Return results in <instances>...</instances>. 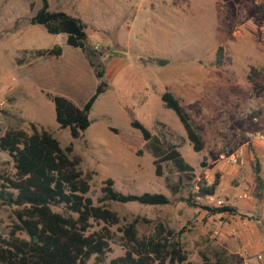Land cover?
<instances>
[{
	"label": "rangeland",
	"instance_id": "rangeland-1",
	"mask_svg": "<svg viewBox=\"0 0 264 264\" xmlns=\"http://www.w3.org/2000/svg\"><path fill=\"white\" fill-rule=\"evenodd\" d=\"M163 3L47 0L48 9L80 19L88 43L98 44L99 51L108 49V57L100 56L104 68L112 51L117 50L118 55L122 50L115 46L127 43L132 59L137 41H156L166 47L172 63L187 66V74L206 77L193 96L194 102L180 104L202 138L200 151L191 148L174 112L162 105L159 93L163 85L151 77L149 63L144 66L130 58L114 73L104 70L106 87L93 102L89 126L79 137L72 139L68 128H59L52 101L45 93L64 96L80 106L93 92L97 79L79 48L58 42L56 34L47 32L42 24L30 22L40 0H0V134L10 127L29 133L32 123L47 130L60 146L71 142L70 155L80 158L79 168L93 171L86 195L94 203L106 177L113 180L116 191L158 192L169 198L168 203L158 205L109 202L107 206L116 212L118 222L109 227L111 238L98 264H108L123 254L120 229L135 216L147 219H139L135 225L139 237L161 228L160 236L167 244L177 241L191 264H244L245 258L257 252L263 254L260 264H264V186L256 179V159H252L247 175L235 171L244 162L240 166L223 164L219 158L239 146L252 152L246 133L258 122L252 123L248 112L264 108L263 102L254 106L253 101L256 94L264 96V91L255 90L245 74L252 63L264 61V44L245 35L253 28L262 32L264 0H187L183 5L172 3L170 9L167 0ZM235 3L240 6L238 13ZM54 45L60 48L57 56L33 54L36 49ZM217 46H221L218 55L222 53V62L212 69L206 62H213L209 59L214 58ZM154 62L159 64L158 59ZM28 63L32 64L25 69ZM258 67L260 74L252 79L261 86L264 65ZM131 117L157 136L159 147H174L192 170L177 171L166 160L160 163L161 174L155 175L151 144L129 125ZM106 126L115 127L117 133ZM12 173L10 157L0 150V175ZM215 173L218 177L213 194H203L201 188L212 182ZM244 190L248 198L238 199ZM194 203L227 204L234 207L235 214H210ZM12 209L0 202L2 235L13 221ZM52 209L60 211L58 207ZM100 226L91 221L89 230ZM92 261L93 257L88 263Z\"/></svg>",
	"mask_w": 264,
	"mask_h": 264
},
{
	"label": "trees",
	"instance_id": "trees-1",
	"mask_svg": "<svg viewBox=\"0 0 264 264\" xmlns=\"http://www.w3.org/2000/svg\"><path fill=\"white\" fill-rule=\"evenodd\" d=\"M30 22L42 24L47 32L56 34L58 42L79 48L97 79L93 92L80 106L64 96L45 93L52 101L58 127L68 128L70 137L75 139L89 125L88 112L106 87L101 52L88 43L84 24L79 18L62 10L48 9L47 0H40V6ZM220 51L221 46H217V57ZM59 53L58 45L33 51L34 56H57ZM158 62L163 64L164 60L158 59ZM217 63H220L218 58ZM259 70L250 66L246 79L256 86L255 90L264 91V85L259 86L252 79L253 75L260 74ZM159 98L162 105L176 115L191 148L200 151L203 147L202 138L178 99L167 90L162 91ZM129 125L140 132L145 143L151 144L155 175L161 174L160 163L166 160L177 171L192 170V166L183 160L174 147H159L157 136L151 134L137 119L131 117ZM29 126V133L18 127H10L0 134V150L7 153L13 167L11 175H0V202L13 207V221L9 230L5 235L0 234V264H98L102 262L111 238L109 227L118 222L116 212L107 206L109 202L148 205L169 202L163 193L116 191L113 180L106 177L102 180L100 195L94 203L86 195L93 171L83 172L79 168L80 158L70 155L72 143L60 146L47 130L37 129L32 123ZM109 130L117 133L114 127H109ZM201 164L204 165L203 162ZM217 177L215 173L212 182L201 188L203 194H213ZM194 205L210 214H235L234 207L227 204ZM52 207H58L60 211ZM139 219L147 221L144 217L135 216L120 229L123 254L110 259L108 264H191L177 241L167 244L166 239L160 236L161 228L139 237L135 226ZM91 221L101 223V226L89 230ZM91 257L93 261L88 263Z\"/></svg>",
	"mask_w": 264,
	"mask_h": 264
},
{
	"label": "crops",
	"instance_id": "crops-1",
	"mask_svg": "<svg viewBox=\"0 0 264 264\" xmlns=\"http://www.w3.org/2000/svg\"><path fill=\"white\" fill-rule=\"evenodd\" d=\"M186 1L187 0H167L168 4L166 3L165 4H166V7L170 9L172 7V3L175 2L176 4L183 5L186 3ZM223 1L224 0H220V3H223ZM159 5H164L163 0H159ZM239 7H240L239 4L235 3L236 13H238L237 9L239 10ZM263 32H264V27L262 28V32H258L255 28H253V30H251L249 34H246L245 36L250 37L251 39L258 40V42H262L260 44H264V33ZM115 47L117 49L119 48L122 50L118 52V55H116L117 50L112 51V58L105 64V68H106V69L104 68L105 72H109V71L113 73L116 72L119 68L123 66L127 58L128 59L130 58L129 56L130 49H129V46H127V43L124 46H118V47L115 46ZM221 55L217 57L216 51H215L214 58L209 59V60H212L213 62L212 63L206 62L207 65L210 66L212 69H215L216 67H218L217 65H220L222 62ZM118 56L119 58H117ZM217 58L220 60V63H217ZM156 59H163V60H166V62H164L163 64H160V63L156 64L154 62ZM131 60H135L137 62L143 63L144 66H146V63H149L150 65L148 64L149 66L147 65V67L150 69L152 68L151 77L152 78L155 77V79L157 80V83L160 81L161 85H163V89L169 91L174 97H176L178 101L180 102V104L193 103L194 102L193 96L195 95V93H198L200 89L199 85H201V83H203V81L207 79L206 77H203V76H199L198 78L197 76L191 75V73L187 74L186 72L187 66L184 64H179L177 62L172 63L170 53H167L166 47L161 46L156 41L154 43L153 42L146 43L144 41H137L135 43V48L133 49V57ZM33 61L34 60H32V62ZM31 64L32 63H28L27 65H25V69H28L31 66ZM263 65H264V61H260V62L255 61L250 66L258 67V66H263ZM246 75H247V72L245 74V77ZM254 98H256L253 100L255 103L254 106L264 103V96H259L258 94H256ZM96 99L94 101H96ZM251 106L253 105H250V107ZM129 120L130 119L128 118V122ZM106 127L109 130V127H113V126H106ZM87 145H89L88 142H87ZM251 146H252V152L251 150H248L246 147L245 148L241 147L243 151V156H244V164H243V167L241 166V168L236 167L235 171L237 172V174H239L240 172L241 173L243 172V174L246 173L247 175H249V172L251 170V162H252V159L255 157L256 163L254 165V169L257 166V169H255L256 179L258 178V184L260 182L259 185L263 184L264 186L263 147H260L257 143H254V142L251 143ZM244 165L246 166L244 167Z\"/></svg>",
	"mask_w": 264,
	"mask_h": 264
},
{
	"label": "built area",
	"instance_id": "built-area-1",
	"mask_svg": "<svg viewBox=\"0 0 264 264\" xmlns=\"http://www.w3.org/2000/svg\"><path fill=\"white\" fill-rule=\"evenodd\" d=\"M93 48L98 50L99 45L94 44ZM100 52H101L100 55L103 58L109 56V51L107 48L101 49ZM248 113H249L250 121L252 123L258 122V125L252 128V130L248 131L246 133V137L249 139L251 143L252 142L257 143L260 147H263V151H264V108L249 110ZM219 158L223 164H234L240 166L244 162L243 151L240 146L236 147L234 151H231L227 154L221 153L219 155ZM237 198L238 199L248 198L246 191L244 190L241 193H239L237 195ZM262 260H263V254L257 252L251 255L250 257L245 258L244 264H260Z\"/></svg>",
	"mask_w": 264,
	"mask_h": 264
}]
</instances>
